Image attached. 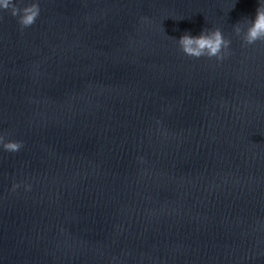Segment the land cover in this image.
<instances>
[{"label":"water","instance_id":"obj_1","mask_svg":"<svg viewBox=\"0 0 264 264\" xmlns=\"http://www.w3.org/2000/svg\"><path fill=\"white\" fill-rule=\"evenodd\" d=\"M32 3L0 11V264H264L258 0ZM206 28L224 60L180 51Z\"/></svg>","mask_w":264,"mask_h":264},{"label":"clouds","instance_id":"obj_2","mask_svg":"<svg viewBox=\"0 0 264 264\" xmlns=\"http://www.w3.org/2000/svg\"><path fill=\"white\" fill-rule=\"evenodd\" d=\"M258 8L253 20L245 19L244 23H238L233 27L236 36L241 37L244 45H252L257 41H264V0H258ZM10 10L13 17L18 18L21 28L31 27L40 15L38 4L32 3L25 7H17L16 0H0V11ZM180 51L188 57L200 59L215 58L217 61L224 60L229 55V48L232 41L224 37L219 28L203 29L199 35H192L188 32L176 40ZM0 145L5 150L15 152L23 147L19 142H5L0 136ZM19 187L13 184V190ZM30 185H25V190H30Z\"/></svg>","mask_w":264,"mask_h":264}]
</instances>
